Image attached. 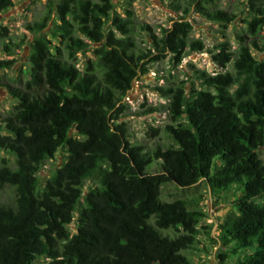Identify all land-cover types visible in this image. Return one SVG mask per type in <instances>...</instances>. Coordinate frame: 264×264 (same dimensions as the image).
<instances>
[{
	"label": "trees",
	"instance_id": "trees-1",
	"mask_svg": "<svg viewBox=\"0 0 264 264\" xmlns=\"http://www.w3.org/2000/svg\"><path fill=\"white\" fill-rule=\"evenodd\" d=\"M248 2L251 17L237 53L229 42L216 46L213 59L224 72L195 70L190 87H158L169 99L164 133L170 143L153 152L131 143L120 123L123 101L139 73H147L151 55L180 63L187 52L205 50L192 38V24L182 20L161 35L151 32L148 52L131 36V11L120 16L114 0H50L42 17L26 25L34 35L28 66L7 85L19 102L0 116V150L12 157L0 158V189L14 195V205H0V264L40 258L49 264H192L187 251L196 248L206 215L194 200H163L168 183L183 190L204 183L216 197L239 188L218 227V259L264 264V60L251 50L264 28V0ZM13 6L0 0V14ZM196 8L224 29L236 19L218 0H200ZM0 29V37L9 36L7 27ZM20 46L7 43L3 50L12 56ZM88 49L95 59L83 72L76 56ZM15 63L0 59V71ZM61 150L65 162L42 187L44 164ZM154 162L161 171L151 174ZM94 176L99 185L85 194Z\"/></svg>",
	"mask_w": 264,
	"mask_h": 264
},
{
	"label": "rangeland",
	"instance_id": "rangeland-1",
	"mask_svg": "<svg viewBox=\"0 0 264 264\" xmlns=\"http://www.w3.org/2000/svg\"><path fill=\"white\" fill-rule=\"evenodd\" d=\"M50 0H13L14 6L5 13L0 14V27H7L9 36L0 37V59H15L16 63L10 70L0 71V116L5 115L13 105L19 101L14 100L7 85H13L15 80L22 76V71L28 66L31 55V41L34 35L26 30L28 23L40 19ZM59 3L61 0H52ZM200 0H114L115 12L120 16L127 17V11L132 13V33L131 36L137 42L140 49L148 52L151 49V32L161 35L164 29L171 28L177 21H187L193 26L192 38L200 39L205 44L202 52H187L180 63L172 60V57L152 61V55L145 60L147 73H139L133 83L132 89L128 92L123 101L125 108L121 114L120 123H126L130 131V141L136 145H144L147 151L153 152L157 146H164L170 143V139L164 133L165 127L171 123L167 111L169 99L162 97L158 92V87H166L172 83L191 86L194 81V71L202 70L209 74L224 72L213 59L217 53L216 46L221 42H229L231 50L237 53L241 44L239 39L246 35V20L251 17V10L248 0H218L220 9L229 11L236 15V19L228 24L227 29L215 22L209 21L196 8ZM53 19L55 14H53ZM109 23L108 29L110 28ZM149 26L152 31H144V27ZM52 26V24H51ZM51 27L47 28L45 32ZM0 32L2 30L0 29ZM257 47H251L253 56L256 59L264 60V28L260 34L254 38ZM7 43L20 44L15 54L9 56L4 52V45ZM95 57L88 49L81 51L76 56L77 67L85 71L89 60ZM231 65L226 70L233 71ZM159 132L156 133L155 131ZM2 131L0 130V133ZM73 135L77 136L74 132ZM78 137V136H77ZM83 139V137H78ZM264 161V147L259 151ZM11 158L10 154L0 150V158ZM65 150H61L56 158L48 160L40 174V183L45 186L48 178L55 170L65 162ZM161 171L159 162H154L148 169L151 174ZM99 185V178L94 176L86 181L84 193ZM241 195L239 188H232L226 194L217 197L212 194L204 183L191 190H183L173 183L166 184L162 189V199L171 201L175 198H183L188 201H196L198 207L203 210L206 217L200 223V234L196 248L187 251L192 264H221L218 259L222 253L221 244L218 243L219 225L233 208V202ZM0 205H14V195L9 188L0 189ZM76 215L75 224L70 228L72 233L77 231ZM214 240L216 242H214ZM37 264H49V261L40 258ZM238 261L232 259L225 264H237Z\"/></svg>",
	"mask_w": 264,
	"mask_h": 264
}]
</instances>
